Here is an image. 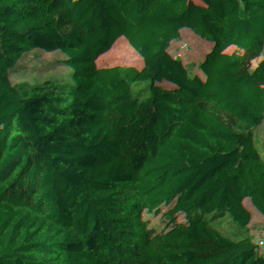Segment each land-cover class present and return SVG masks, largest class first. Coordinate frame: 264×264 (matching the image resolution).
<instances>
[{
  "label": "trees",
  "instance_id": "16d2710c",
  "mask_svg": "<svg viewBox=\"0 0 264 264\" xmlns=\"http://www.w3.org/2000/svg\"><path fill=\"white\" fill-rule=\"evenodd\" d=\"M157 1L0 0V180L32 199L0 213V264H215L228 216L264 205V0H240L218 55L229 0L164 9L163 47ZM146 159L171 175L158 203L131 181ZM81 168L102 199L58 195Z\"/></svg>",
  "mask_w": 264,
  "mask_h": 264
},
{
  "label": "rangeland",
  "instance_id": "374dc122",
  "mask_svg": "<svg viewBox=\"0 0 264 264\" xmlns=\"http://www.w3.org/2000/svg\"><path fill=\"white\" fill-rule=\"evenodd\" d=\"M112 3L114 0H110ZM165 37V36H164ZM35 117L43 122L46 115L40 111L34 112ZM150 128L158 132L152 124ZM251 166H242L226 174L222 187L237 186L243 181ZM171 175L156 166L150 159L142 162L140 170L134 172L131 181L140 185L155 203L160 202V193L165 189ZM194 177L188 180L193 183ZM25 186L21 182H4L0 180V213L6 210H29L32 199L23 194ZM248 190V188L246 187ZM60 197H90L103 198V189L90 176L85 168L79 169L72 180L63 185L59 191ZM237 226L236 232L228 241L229 249L214 259L215 264H258L264 254V205L254 210H244L240 215H229ZM262 257V258H261Z\"/></svg>",
  "mask_w": 264,
  "mask_h": 264
},
{
  "label": "built area",
  "instance_id": "2783aa9c",
  "mask_svg": "<svg viewBox=\"0 0 264 264\" xmlns=\"http://www.w3.org/2000/svg\"><path fill=\"white\" fill-rule=\"evenodd\" d=\"M185 0H158L151 12L148 28L157 36L156 44L158 47H163L167 40L165 34L169 31L167 26V20L162 18V11L167 10V13L171 16H176L175 9L181 5ZM240 0L223 1V5L220 11V15L214 21V26L218 31L219 37L214 48V55H218L222 52L223 45L232 38L233 30L228 27L231 20L232 11L238 6ZM37 124L41 125L42 122L37 119ZM138 187H141L138 185Z\"/></svg>",
  "mask_w": 264,
  "mask_h": 264
},
{
  "label": "crops",
  "instance_id": "0c3cea01",
  "mask_svg": "<svg viewBox=\"0 0 264 264\" xmlns=\"http://www.w3.org/2000/svg\"><path fill=\"white\" fill-rule=\"evenodd\" d=\"M169 37H170V32L169 31H167L166 32V34H165V39L168 41L169 40ZM246 81L248 82V83H251V84H254V85H256V84H260V83H262V77H261V75H260V73H256L255 75H253V76H251V77H248V78H246ZM252 128H255V129H257V130H259V131H263L264 130V105H263V107H262V111H261V114L259 115V117L258 118H256V119H254V122H253V126H252ZM246 175V174H245ZM245 177V176H244ZM246 187L248 188V190L246 189ZM244 190H245V192L247 193V194H250V193H252V189L249 187V186H247V185H245L244 186ZM246 209H248V208H244L242 211H244V210H246ZM248 210H250V209H248ZM242 213V212H241ZM229 217V216H228ZM230 218V217H229ZM231 219V218H230ZM232 220V219H231ZM233 221V220H232ZM234 222V221H233ZM235 223V222H234ZM236 225V224H235ZM237 227V226H236ZM237 230V229H236ZM236 232V231H235ZM234 232V233H235ZM232 237V236H231ZM261 256L264 258V254H261ZM261 257V258H262Z\"/></svg>",
  "mask_w": 264,
  "mask_h": 264
}]
</instances>
